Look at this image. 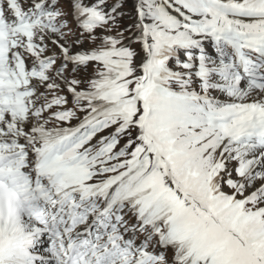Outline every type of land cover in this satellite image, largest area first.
Wrapping results in <instances>:
<instances>
[{
    "label": "snow or ice",
    "instance_id": "obj_1",
    "mask_svg": "<svg viewBox=\"0 0 264 264\" xmlns=\"http://www.w3.org/2000/svg\"><path fill=\"white\" fill-rule=\"evenodd\" d=\"M0 264H264V0H0Z\"/></svg>",
    "mask_w": 264,
    "mask_h": 264
}]
</instances>
